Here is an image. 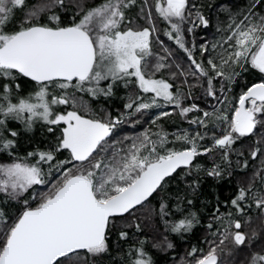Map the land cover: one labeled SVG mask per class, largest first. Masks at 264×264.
I'll return each instance as SVG.
<instances>
[{
    "label": "snow or ice",
    "instance_id": "6c2138e0",
    "mask_svg": "<svg viewBox=\"0 0 264 264\" xmlns=\"http://www.w3.org/2000/svg\"><path fill=\"white\" fill-rule=\"evenodd\" d=\"M0 264H264V0H0Z\"/></svg>",
    "mask_w": 264,
    "mask_h": 264
},
{
    "label": "trees",
    "instance_id": "16d2710c",
    "mask_svg": "<svg viewBox=\"0 0 264 264\" xmlns=\"http://www.w3.org/2000/svg\"><path fill=\"white\" fill-rule=\"evenodd\" d=\"M240 2L243 3L244 0H240ZM169 127H171V125H169ZM40 135H41L40 132L37 131V133H36V137L39 138ZM211 183H212V182H211L210 180L205 181V186H204V187H205V195H207V194H209V193L212 192V188L209 187V185H210ZM217 190H218V191L220 190L219 186H217ZM223 191H224V195H227V194H228V190H227V188H225ZM179 251L182 252V251H183V248H180Z\"/></svg>",
    "mask_w": 264,
    "mask_h": 264
}]
</instances>
